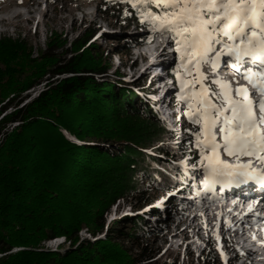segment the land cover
<instances>
[{"label": "trees", "instance_id": "1", "mask_svg": "<svg viewBox=\"0 0 264 264\" xmlns=\"http://www.w3.org/2000/svg\"><path fill=\"white\" fill-rule=\"evenodd\" d=\"M136 9L133 21L155 13L151 3ZM140 27L149 33L114 49L116 55L158 34L146 23ZM93 36L64 49L66 40L51 34L37 58L25 39L0 38V264H179L162 261L154 247L168 224L151 208L149 192L182 185L175 163L200 160L191 151L192 134L184 128L187 140L178 143V133L123 80L110 81V58L90 44ZM173 73L174 67L168 74L177 82ZM134 88L149 91L143 81ZM120 200L135 207L133 215L106 226L105 214ZM83 230L90 239L80 242ZM61 238L69 244L64 253L42 246Z\"/></svg>", "mask_w": 264, "mask_h": 264}, {"label": "rangeland", "instance_id": "2", "mask_svg": "<svg viewBox=\"0 0 264 264\" xmlns=\"http://www.w3.org/2000/svg\"><path fill=\"white\" fill-rule=\"evenodd\" d=\"M138 3H151L155 13L145 14L143 18L133 21L137 19L133 18V14H135L134 11H137ZM252 5L255 10L260 5L264 7V0H0V20L4 19L0 24V38L6 36L16 41L25 39L32 47V57L37 58L47 50V42L51 34L56 33L66 40L64 49H67L71 48L70 46L76 39L80 40L87 33L94 32L90 44L99 46L102 52L109 56L112 68L108 76L113 78L110 81L118 83L123 80L127 84V88L141 100V103H146L151 109L153 108L154 113L161 119L163 118V121L165 115L158 109L159 107L154 106L150 98L151 92L146 90L141 92L134 88V85L137 82L142 83L144 75H146L145 70L148 68L147 62L151 56L157 55L159 58L162 55L163 58L169 59L166 71L168 72L174 67L173 75L177 77L176 86H171L170 90L175 95L176 102L188 101L183 106L185 116L183 124L186 130L192 134L191 140H189L192 142L191 151L196 154L197 158H200V161L196 166L197 172L194 167L195 169H191L192 171L184 173L188 179L190 174L198 173L199 179L196 178L192 182V192L198 195L204 193L205 190L202 187L198 193L199 184L201 186L206 180L205 177L210 174L206 167H211L212 162L210 161L219 156L221 152L211 149L206 142L210 130L209 117L206 115L208 105H204L206 102H200L197 94L204 88H210L214 75H205L203 70L199 69V55L195 53V45L210 38V35H206L207 32L223 37L237 33L242 26L243 15ZM158 6L164 8L166 15H160ZM129 17L132 18V21L128 19ZM145 23L149 29H155L158 32L154 38L157 40L155 46L159 47L145 46L130 52L124 49L122 55H116L114 49L126 48L131 38L149 33V30L146 31L145 28L140 27ZM263 26L264 22L261 23L260 28ZM168 29L173 31V36H167ZM256 39H258L257 36H251L245 40V44L258 42ZM159 41H162V44L166 41L170 48L174 44L172 49L175 52L171 54L173 51H169L167 48L157 51L160 48ZM209 41L211 39H208ZM215 42L216 50L219 43L218 40ZM203 44L204 41L198 45ZM244 47L250 46L243 45L241 48ZM234 71L236 70L228 72L232 77H237L236 83H239L242 79ZM231 78L228 77L227 82H230ZM201 80H204L203 83ZM151 88L152 91L156 90ZM44 89L45 84L43 83L37 89L31 90L27 102L36 98ZM225 89H221L220 94L227 97L231 88ZM158 93L153 94L157 95ZM231 103L232 101H229L227 105L232 106ZM226 131L223 132V137L228 135ZM123 145L125 147L132 146L131 143ZM241 146L228 149L238 152L242 150ZM137 150L148 156L153 155L151 150L144 151L138 148ZM202 159L209 162L203 166ZM181 164L182 161H179V168H181ZM165 178L168 179L167 176ZM146 182L149 181L146 180ZM166 189L169 190L166 191ZM149 196L153 198L151 208H155L167 217V233L154 244L155 249L161 251L162 261L168 258V261L176 259L179 264H243V261L235 263V257L241 252L237 246L247 242L246 247L251 249L249 251L251 260L246 264H264V261L257 262V253L263 251L262 248H264V240L260 235V238L256 235L258 231H261V234L264 233L261 228H257L254 230L255 232L251 231V226L248 221H245L242 230L237 231L238 226H235V233L233 237H230L229 234L217 233V218L211 212H208L205 217H203V212H200V216L197 218L191 217L188 208L195 203L187 207L180 196L171 192L170 187L155 188L152 186ZM168 202H173L172 208L168 206ZM134 209L135 207L127 204L126 201H118L116 206L112 207L110 212L104 216L106 226L125 216H132ZM145 211L147 210H143V212ZM139 214L141 215V213ZM208 217H213V220L210 218L211 224L207 226ZM249 218L253 217L248 215L246 219ZM150 220L154 222L157 219L154 217ZM244 226L249 229H244ZM222 236L223 241L219 239ZM79 238L80 242L85 239L89 240L90 236L87 230H83L79 234ZM98 238L100 239V237ZM182 240L183 243L179 245ZM42 246L45 250L60 253H64L69 248V244L63 238L43 243ZM208 250H213V254L211 255Z\"/></svg>", "mask_w": 264, "mask_h": 264}, {"label": "bare ground", "instance_id": "3", "mask_svg": "<svg viewBox=\"0 0 264 264\" xmlns=\"http://www.w3.org/2000/svg\"><path fill=\"white\" fill-rule=\"evenodd\" d=\"M3 20L4 19L0 20V24L3 23ZM250 30H251V32L249 34H247L246 36L254 33L256 28L255 27H251ZM243 38L244 37H242L241 39H243ZM161 42L162 41L158 42V45H160V47H161V44H162ZM237 46H238V48H236ZM242 46L243 45H240V44H237L235 47H234V45L226 46L225 50L228 53H231L232 57H230L228 54L223 56L222 59L220 57H217L215 64L218 65L223 59H228L226 61V63L229 66H227L226 69H228V70H236L238 75H240L239 76L240 79H242V77H243V74H241V73L245 72V71H243V69L246 70L247 68H249V66H251V68H249V70L252 72V74H255V76H254L255 78L254 79H257V76H260L261 79H264V56L260 55V54H256L255 52H253L251 50L252 47L241 48ZM205 53L206 52H204V54ZM155 56L158 58L157 55H155ZM155 56H154V58H156ZM208 58H210V55H208L207 57L205 56V58H202V59L206 60V63H207V59ZM160 61H162V60H158V62H160ZM220 67L225 69L223 63L220 64ZM254 71H258V72H254ZM224 73H225V71H223V73H221L220 75H217L218 76L217 79L221 80V79L224 78L226 80L228 78V76L223 75ZM228 83L230 84V82H228ZM218 84H220V87L223 88L222 81L218 82ZM223 89H225V88H223ZM204 91H205V88H204ZM225 91H226V89H225ZM202 94L204 95L203 90H202ZM203 102L205 103L206 101L203 99ZM206 103L204 105H210L209 103H207V104ZM259 130L262 132L263 131V127H260ZM260 131H258L257 133H259ZM257 133H253L250 137L251 138L256 137V142H255L254 145H256V147H258L259 149L262 150V149H264V141L262 140V138L260 136H257ZM262 133H264V132H262ZM237 157H240V155H237ZM238 163L239 162H237L236 165H235V163L227 165V166L222 165L221 167L218 166V165L215 166V172L217 173V176H220L222 178L221 179L222 180V184L224 185L223 188L227 187V189H229V190L233 189L235 191L241 188V191L243 192L242 194H245V195H250L254 191H257L259 193L260 190L263 189V187H264V179L260 178L259 175H256L257 172L255 170H252V169L249 168V169L246 170L247 171L246 172L245 169L238 168ZM231 166H232V168H229ZM240 174L244 175L243 176L244 177L243 181L239 180L240 178H237L238 175L240 176ZM262 177H264V175ZM236 180H239V181H236ZM256 195H258V194L256 193ZM234 207L235 206H233V208L231 209L229 214L234 215V212H236V209H237V208H234ZM212 214L214 215L213 212H212ZM247 215L248 214H246V216ZM238 216H239L238 213H237V215L235 214V216L232 218V223L236 222ZM214 217H215V215H214ZM210 218H212V220H213V217H208L207 221H206V223H207L206 225L207 226L211 224V221L209 220ZM243 220L247 221V219L245 220L244 218H243ZM260 224H264V221L263 220H257V223L255 225H251L250 230L254 231L257 228H260V226H261ZM261 229L264 230V226H261ZM187 230H188V228H187ZM256 235L258 237L260 235V237L264 240V233L261 234V231H258L256 233ZM244 242H245V240H244ZM246 243L247 242L243 243L244 246L246 245ZM262 250L264 251V248H262ZM263 251H260V252L257 253V257H258L257 258V262H263L264 261V252ZM249 255L250 254H248V256Z\"/></svg>", "mask_w": 264, "mask_h": 264}, {"label": "clouds", "instance_id": "4", "mask_svg": "<svg viewBox=\"0 0 264 264\" xmlns=\"http://www.w3.org/2000/svg\"><path fill=\"white\" fill-rule=\"evenodd\" d=\"M239 258H240V260H242L241 257H239ZM245 264H246V263H245Z\"/></svg>", "mask_w": 264, "mask_h": 264}, {"label": "built area", "instance_id": "5", "mask_svg": "<svg viewBox=\"0 0 264 264\" xmlns=\"http://www.w3.org/2000/svg\"><path fill=\"white\" fill-rule=\"evenodd\" d=\"M260 92H263L264 93V91H260Z\"/></svg>", "mask_w": 264, "mask_h": 264}]
</instances>
